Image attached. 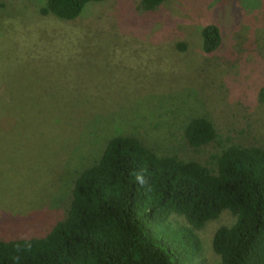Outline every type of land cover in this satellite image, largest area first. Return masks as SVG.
<instances>
[{
	"label": "rangeland",
	"instance_id": "rangeland-1",
	"mask_svg": "<svg viewBox=\"0 0 264 264\" xmlns=\"http://www.w3.org/2000/svg\"><path fill=\"white\" fill-rule=\"evenodd\" d=\"M43 1L0 0V234L39 237L64 218L112 136L203 161L209 148L183 130L205 117L225 143L264 147V0H166L150 14L140 0H103L73 21L39 15ZM207 23L222 34L212 55ZM233 221L208 222L189 264H220L211 240Z\"/></svg>",
	"mask_w": 264,
	"mask_h": 264
},
{
	"label": "trees",
	"instance_id": "trees-1",
	"mask_svg": "<svg viewBox=\"0 0 264 264\" xmlns=\"http://www.w3.org/2000/svg\"><path fill=\"white\" fill-rule=\"evenodd\" d=\"M99 1L44 0L38 13L73 21ZM165 1L140 0V8L150 14ZM201 37L206 55L222 44L216 24H205ZM183 134L194 150L209 148L208 158L181 159L136 136L110 137L76 177L64 218L39 237L0 234V264H189L201 250L198 232L223 211L234 221L211 240L220 264H264V147L225 143L205 117L192 118ZM171 214L185 224L170 226Z\"/></svg>",
	"mask_w": 264,
	"mask_h": 264
},
{
	"label": "clouds",
	"instance_id": "clouds-1",
	"mask_svg": "<svg viewBox=\"0 0 264 264\" xmlns=\"http://www.w3.org/2000/svg\"><path fill=\"white\" fill-rule=\"evenodd\" d=\"M141 182H143V181H141Z\"/></svg>",
	"mask_w": 264,
	"mask_h": 264
}]
</instances>
